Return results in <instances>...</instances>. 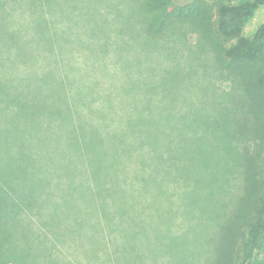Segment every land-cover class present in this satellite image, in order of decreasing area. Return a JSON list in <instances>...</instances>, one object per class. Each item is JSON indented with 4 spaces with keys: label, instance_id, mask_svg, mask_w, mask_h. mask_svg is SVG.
<instances>
[{
    "label": "rangeland",
    "instance_id": "374dc122",
    "mask_svg": "<svg viewBox=\"0 0 264 264\" xmlns=\"http://www.w3.org/2000/svg\"><path fill=\"white\" fill-rule=\"evenodd\" d=\"M141 1L0 0V204L7 203L0 211V264L70 262L72 244L51 245L40 225L50 207L37 216L22 192L35 195L29 181L35 185L46 160L52 188L53 173L61 175L60 166L80 152L94 171L120 172L131 157L135 170H158L159 179L161 170L183 174L186 191L175 215L157 202L155 211L134 219L121 264L212 259L216 226L236 197L225 137H234L229 131L241 92L191 27L146 41ZM263 22L260 10L244 34ZM104 122L118 134L73 137L69 129ZM141 157L151 160L140 164ZM148 177L159 199L165 193L160 181ZM41 232L45 245H39ZM19 254L25 263L16 260Z\"/></svg>",
    "mask_w": 264,
    "mask_h": 264
},
{
    "label": "trees",
    "instance_id": "16d2710c",
    "mask_svg": "<svg viewBox=\"0 0 264 264\" xmlns=\"http://www.w3.org/2000/svg\"><path fill=\"white\" fill-rule=\"evenodd\" d=\"M260 10L264 11V0H142L140 3L146 41L161 39L176 27H191L209 46L218 68L235 78L241 92V111L229 131L234 137H225L232 167L227 177L232 171L236 175V197L230 211L216 226L213 256L208 264H264V22L251 36L244 34ZM68 108L75 112V107ZM111 126L108 122L78 123L71 124L69 129L73 137H109L117 132ZM125 160L120 172L94 171L89 155L75 153L69 163L60 166L61 175L53 173L52 188L45 179L49 173L46 160L43 170H38L35 185L29 181L35 195L27 189L22 192L25 205L31 206L32 202L37 216L44 215L43 208L50 207L40 225L49 231L51 245L72 244L70 262L66 264H121L120 251L126 247L128 229L134 219H144L150 209L155 211L153 205L157 202H164L165 208L170 207L166 212L175 215L173 208L184 201L186 187L179 170H161L159 179L158 170L150 174L135 170L131 162L134 159ZM150 160L141 157L139 162ZM149 175L160 181L159 186L165 192L159 199H156L158 190L147 185ZM19 177L27 183L22 172ZM6 204H0V211ZM13 225L9 224L10 228ZM4 233L0 232V238ZM38 235L39 245H45V234ZM26 259L22 254L16 256L20 263ZM53 264H58L57 259Z\"/></svg>",
    "mask_w": 264,
    "mask_h": 264
}]
</instances>
